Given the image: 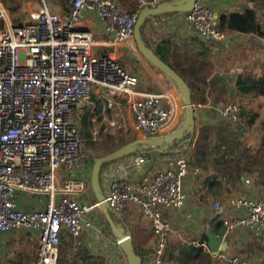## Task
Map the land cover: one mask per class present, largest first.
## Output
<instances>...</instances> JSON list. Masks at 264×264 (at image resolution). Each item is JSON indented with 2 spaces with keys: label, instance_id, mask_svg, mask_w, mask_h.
I'll list each match as a JSON object with an SVG mask.
<instances>
[{
  "label": "built area",
  "instance_id": "obj_1",
  "mask_svg": "<svg viewBox=\"0 0 264 264\" xmlns=\"http://www.w3.org/2000/svg\"><path fill=\"white\" fill-rule=\"evenodd\" d=\"M171 1L138 0L139 9L128 11L117 0H69L67 12L57 13L42 0L30 20L0 30V236L15 229L35 232L39 249L32 264H58L63 233L79 237L98 226L91 214L101 202L80 198L87 183L74 176L87 158L76 112L91 101L93 91L100 87L109 94V108L119 97H127L135 129L143 137H165L173 131L178 112L175 104L167 103L168 92L140 93L139 76L123 67L114 53L96 54L99 44L85 25L87 12L97 13L105 31L113 35L112 45L134 48L140 10ZM184 16L200 36L218 44L227 39L218 29L212 0H195ZM229 71L236 74L238 68ZM218 111L230 123L240 118L235 102L223 103ZM98 134L96 127L94 139ZM165 163L163 168L137 172L135 179L112 178L104 193L113 211L123 213L135 206L151 226L157 241L151 264H163L167 237L173 231L164 212L185 205V179L190 173L200 174L187 151L169 156ZM62 168L65 175L60 181ZM27 196L44 197L42 207L22 208L20 201ZM213 209L230 231L264 229V197L242 196L231 199L229 206L216 200ZM231 209L240 215L229 216ZM219 257L231 264H254L238 256Z\"/></svg>",
  "mask_w": 264,
  "mask_h": 264
},
{
  "label": "crops",
  "instance_id": "obj_2",
  "mask_svg": "<svg viewBox=\"0 0 264 264\" xmlns=\"http://www.w3.org/2000/svg\"><path fill=\"white\" fill-rule=\"evenodd\" d=\"M117 1L128 11L137 10L139 7L138 0ZM46 2L57 13L67 12L70 6L69 0H46ZM41 5L42 0H0V30L11 24H21L30 20L32 15L39 11ZM212 5L218 16L225 12H243L246 9H252L257 14L261 30L264 31V0H212ZM12 7H15L16 10L12 11ZM185 12L169 11L159 14L160 18H155V16L148 18L143 25L145 30L143 38L155 52L159 50L161 57L165 56L169 59V65L178 71L189 84H194L195 100L193 102L198 111L197 123H215L220 118L219 107L223 103L229 102L225 98L235 99L249 110L248 101L251 102L256 97L258 104L262 106L264 96H239L237 80L239 75L246 70L251 71L257 68L260 73H264V52H261L263 57H258L255 50L250 51V48L261 47L258 44L264 46V36L258 32H226L227 39L224 43L218 44L200 36L193 30L185 19ZM25 14H28V17ZM85 25L94 31L99 44L96 47V54L114 53L117 61L123 67L139 76L140 82L137 90L140 93L166 91L170 95L167 103L175 104L178 107V112L183 105L185 115L184 101L182 105H179L183 96L176 83L139 52L137 43L134 48L128 47L124 43L112 45L110 41H112L113 35L105 31L95 11L87 12ZM229 59L235 62L232 65L240 66L237 67L238 73L233 74L228 71L232 65L222 67L223 62ZM107 94L100 87L95 89L91 101L85 105L81 112H76L75 121L79 129L85 111L94 121L95 129L101 123L102 126L105 125L106 120L114 124V118L119 119L121 123V119L123 120L121 114L127 109L130 114V124L134 131H137L134 117L128 110L127 97H116L118 104L109 108ZM250 106L256 105L251 103ZM122 124L125 125V122ZM102 129L97 137L102 133ZM141 136L143 138V135ZM184 146L188 147L187 152H189L190 144ZM157 149L149 147V149L143 150L144 152H134L106 163L101 171L103 192L106 193L112 178L135 179L138 175L137 172L153 171L165 167L166 158L172 155ZM148 151L150 152L148 153ZM93 159L90 160L87 157L86 161L79 165L74 173V176L87 183V191L79 195L82 199H97L91 186ZM236 161H240V164L237 163V169L225 168L222 177L215 173L206 177V172H203L202 169L211 171L208 164L199 166L202 171L200 176L190 173L186 177L184 182V190L187 193L185 205L181 208L167 209L164 212L165 218L172 223L173 231L167 237L163 264H194V262L195 264H231L224 257L220 258V253L227 257L238 256L254 264H264V229L238 227L230 231L224 223L222 226L217 225L223 220L213 209V203L216 200H221L229 206L231 199L242 196L264 197V188H261L262 191L258 189V185L262 184L261 178H254L251 172L241 169V167H245L242 166L241 160L237 159ZM192 163L195 164L194 161ZM63 175H65V171L62 168L58 171L60 181ZM198 176L199 179H196ZM43 203L44 197L42 196H38L36 199L33 196H27V199L20 201V206L24 209L40 208ZM93 211L91 217L98 225L94 230L86 229L79 237L68 233L62 234L58 264H79L84 261H88L89 264H123L121 261L123 259H125L124 264H127V257L116 243L114 235L108 234L102 225V219L108 223L102 208ZM116 213L131 232L135 229L134 244L142 257V264H151L157 245L151 226L142 220L140 210L135 206L130 207L124 214ZM229 214V216L240 215L234 209H231ZM207 230L213 231L223 239L222 245L225 246L216 253L209 247ZM12 240L17 241L16 244L21 250L15 254L12 252L8 254L6 253L7 247ZM191 247L202 248L205 256L198 251H191ZM38 249L39 239L35 232L23 229L9 231L0 236V264H32L38 257ZM116 257L119 259L117 263L112 260Z\"/></svg>",
  "mask_w": 264,
  "mask_h": 264
},
{
  "label": "rangeland",
  "instance_id": "obj_3",
  "mask_svg": "<svg viewBox=\"0 0 264 264\" xmlns=\"http://www.w3.org/2000/svg\"><path fill=\"white\" fill-rule=\"evenodd\" d=\"M25 15L27 16L28 14H25ZM144 33H145V30L143 28L142 34L144 35ZM258 45H260L261 47L263 46L262 44H258ZM261 47L254 48V49L250 48V51L253 52L255 50L256 56L263 57V55H261V52L262 53L264 52V48H263L264 46L262 47L263 49ZM239 59L241 58L239 57ZM232 63H235V62H233L230 59L225 60L222 64V67L224 65L225 66L232 65ZM232 66H235L238 68L240 67L239 65H232ZM230 68L231 67H229L228 69L230 70ZM225 99L226 101L229 100V102L237 103L240 106V108L242 106L241 103L239 101H236L235 99L234 100L227 99V98ZM182 103H183V100L180 99L179 105H182ZM251 103L256 106H250ZM262 103H263L262 107L264 111V101L263 100H262ZM248 104L249 105H247V107L249 111L254 112L259 105L258 98L254 97L253 101L251 102L248 101ZM128 110H129V107H128ZM129 116H130L129 112L127 111V109H125L121 114V117H123V120L121 119V123L119 122L120 121L119 119L114 118V122H115L114 124H111L108 120L105 121V125L103 126H102V123L99 124L98 125L99 131L104 127L102 129V133H100L97 139H93V142L87 143L85 141V144H84L85 155L89 157V159L91 160L97 156L104 155L108 153L109 151H112V149L113 150L116 149L118 146L124 143L131 142L134 138L137 139V138L142 137L141 133L134 131L133 127L130 124ZM183 116H184V112H183V105H182V107H180V111L177 112L175 121L170 127L171 131L176 130L177 128L181 126L182 121H183ZM123 122H125V125L122 124ZM226 128H228L230 131H233L234 133L227 132ZM80 130H81V122H80ZM263 141H264V118L263 116L257 122L253 123V126H250L245 121L241 122L240 118L237 122H234V123H230L226 120L218 118V120H216L215 123L214 122L197 123L196 134L193 138L192 144L190 145L191 148L189 149H191V151L193 150L196 151L197 149L199 152L198 153L199 158L203 159L202 161H205L206 164L210 166L211 171H209V169L208 170L202 169L203 172L204 171L206 172L205 173L206 177L211 176L212 173H215L219 177H222L223 170L225 168L229 170L237 169L236 167L238 166L237 163L240 164V161L237 162L236 160L237 159L241 160L242 166H245V167H241V169H244V171L251 172L252 176L256 179L261 178L262 184L258 185L259 186L258 189L262 191L261 188H264V185H263L264 183V152L261 153L260 155H258V152H259V149L262 148L264 145ZM187 148L188 147H185L186 151H187ZM137 152H141V151L139 150ZM149 152L150 151H148V153ZM252 160L254 161V164L257 167H260V170L259 169L250 170L248 166V162ZM201 172L202 171L200 169V174H198L199 176L201 175ZM199 176L196 177V179H199ZM95 210L96 209H94V211ZM124 213L125 212H123L122 214ZM101 222H102L103 227L107 230V233L112 235L113 233L110 229L109 224L104 219H102ZM132 233L134 235L133 242H135V235H136L135 229ZM110 239H112V237H110ZM9 243L10 245L7 247L6 253L9 254V252H12L13 254H15L21 250L19 245L16 244L17 243L16 240H12ZM112 260L115 261L116 263L119 261L118 257L112 258ZM121 261L124 264L125 259Z\"/></svg>",
  "mask_w": 264,
  "mask_h": 264
},
{
  "label": "water",
  "instance_id": "obj_4",
  "mask_svg": "<svg viewBox=\"0 0 264 264\" xmlns=\"http://www.w3.org/2000/svg\"><path fill=\"white\" fill-rule=\"evenodd\" d=\"M194 3L195 0H174L154 7L145 6L140 10L137 22L135 24V39L139 52L144 55V57L153 65L164 71L176 83L181 95L183 96L185 115L183 117L181 126L163 138H137L104 155L95 157L93 161L91 171V186L95 193V197L99 202H101L100 204L102 211L111 227L112 233L116 239V243L123 250L127 257V264H142V257L136 251L133 242V235L130 229L125 223H116L112 218V208H110L104 201V192L101 187V171L106 163L117 160L139 150H145L149 147L158 148L161 152H165L164 150L167 149L169 145L173 144L174 141L183 138L187 132L194 131L196 129V118L198 111L195 108L192 99V92L189 83L184 79V77L180 75L178 71H176L166 61H164L152 48L146 44L142 34V27L148 18L169 11H188L193 8ZM206 234L208 237L209 247L214 253L225 246L222 245L223 239L220 235H216L211 230H207Z\"/></svg>",
  "mask_w": 264,
  "mask_h": 264
},
{
  "label": "trees",
  "instance_id": "obj_5",
  "mask_svg": "<svg viewBox=\"0 0 264 264\" xmlns=\"http://www.w3.org/2000/svg\"><path fill=\"white\" fill-rule=\"evenodd\" d=\"M139 9V7H138ZM16 8L12 7V11H15ZM155 18H160V15L155 16ZM143 29V27H142ZM218 29L221 31L227 32V33H233V32H242V33H250V32H258L262 36H264V31L261 30V26L258 24V18L257 14L252 9H246L243 12H225L220 14L218 16ZM156 53L159 55V50H156ZM160 56V55H159ZM163 56V55H162ZM161 57V56H160ZM164 61H166L169 64V59H167L165 56L161 57ZM166 60H165V59ZM192 91V99L195 100V96L193 93L194 90V84H189ZM237 90L240 97H250V96H264V73H260L259 70L256 68V70L251 71H245L241 73L237 80ZM240 121H245L250 126H253V123L257 122L262 116L264 118V112L263 107L259 105L257 109L254 112H251L247 110L244 106L240 108ZM81 122V134L84 137L85 141L87 143L93 142V124L94 121H92L91 117L88 115V112L85 111V114L82 117ZM104 128V127H103ZM227 132L234 133L233 131H230L228 128H226ZM196 134V129L194 131L187 132L183 138L176 140L173 142V144L169 145L167 149L164 151L168 154H178L181 152L186 151L185 150V144L191 145L193 142V138ZM264 143V141H263ZM199 146V145H198ZM264 147V145H263ZM260 148L258 155L264 152V149ZM191 148V147H190ZM191 152V154H190ZM198 150L196 151H189V154L191 156V162L194 161L197 166H203L206 162L202 161L203 159L199 158ZM246 165V164H245ZM248 166L250 170L259 169L260 167H257L254 164V161L248 162ZM216 189V188H215ZM112 218L116 223H122L121 218L117 215L115 211H111ZM217 225L222 226L223 222L220 221L217 223ZM215 230V229H214ZM217 231V230H215ZM205 238V236H204ZM191 251H198L199 253L203 254L202 248H196L191 247ZM137 253L139 250H136ZM139 254V253H138ZM205 256V255H204Z\"/></svg>",
  "mask_w": 264,
  "mask_h": 264
}]
</instances>
